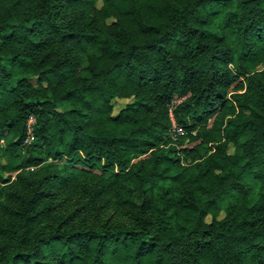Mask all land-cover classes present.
I'll list each match as a JSON object with an SVG mask.
<instances>
[{
    "label": "trees",
    "instance_id": "1",
    "mask_svg": "<svg viewBox=\"0 0 264 264\" xmlns=\"http://www.w3.org/2000/svg\"><path fill=\"white\" fill-rule=\"evenodd\" d=\"M9 1L0 0L5 7L0 16V128L17 137L8 142L14 151L19 144L25 151L13 167L38 165L52 156L59 167L55 178L63 180L65 172L76 177L97 173L107 186L137 178L146 195L152 187L166 192L163 203L154 204L162 214L157 229L148 228L143 217L137 225L32 232L0 225V234L16 239L13 250L0 254V264H264V186L259 185L264 179V68H256L264 58V0L156 2L150 6L152 18L127 0H102L105 8L116 5L129 15L134 28L120 23L111 28L100 17L104 26L88 34L58 19L60 0H39L36 10L25 14L17 6L26 1ZM97 1L85 0L90 6ZM54 40L98 47L109 63L91 64L81 83H68L58 97L40 96L30 90L32 78L56 85L66 78L36 58ZM8 42L17 47L5 49ZM119 89L137 95L111 119L119 129L86 127L92 99L110 108ZM175 94L184 98L174 117L189 134L196 130L201 137L198 151L204 154L210 142L222 139L237 145L233 154L217 145V186L203 185L205 192L196 200L179 196L187 210L180 214L169 212L177 204L163 185L177 178L168 172L180 158L171 155L174 147L156 149L169 139L171 123L158 117L146 124L137 116L141 106L167 108ZM70 97L76 105L60 110ZM31 114L34 135L24 144ZM222 201L227 214L208 221L210 208Z\"/></svg>",
    "mask_w": 264,
    "mask_h": 264
},
{
    "label": "rangeland",
    "instance_id": "2",
    "mask_svg": "<svg viewBox=\"0 0 264 264\" xmlns=\"http://www.w3.org/2000/svg\"><path fill=\"white\" fill-rule=\"evenodd\" d=\"M3 1L8 3L9 0ZM25 1L24 5L17 6L20 13L25 14L36 10L39 0ZM127 1L131 6L139 8L142 16L146 18L153 17L150 6L156 2H161L164 5H178L182 2V0ZM58 8L59 20L65 21L75 30H80L85 34L97 32L104 25L115 28L118 23L130 29L134 28L129 15L124 14L116 5L105 8L102 0H98L92 6L86 4L85 0H60ZM4 11L5 7H0V16L5 15ZM100 17L104 25L100 24ZM41 36L45 39L47 34ZM5 46V49L17 47L15 43L9 42ZM36 58L44 59V67H53L62 75H66V78L63 76L57 85L51 84L47 80L32 78L30 90L43 97H58L66 91L68 83L80 84L82 77L89 74L91 64H97L96 66L100 67L109 63L108 57L98 47L87 45L81 48L73 41L54 40L41 54H36ZM256 68L258 70L264 68V58L260 60ZM136 98L137 95L132 90L119 89L118 95L111 101L110 108H102L96 98H93L87 106L88 117L85 126L96 131L118 130L120 124L111 119L117 116L127 104L133 103ZM168 102L167 108L160 104H155L153 108L149 109L146 106H141L137 110V116L143 118L146 124H151L158 117L162 121L169 119L171 123ZM75 105L73 98L70 97L68 103H60L59 109L64 110ZM7 132L8 129L0 128V165H2L0 172L4 176L0 180L1 226L32 232L71 226L137 225L141 221V217L145 219L148 228L157 229L162 223V214L154 207V204L163 203L165 188L163 191H159L152 187L147 191L150 195H146L143 191L145 184L137 178H129L115 185L107 186L105 180L97 173L76 177L73 173L65 172V178L62 180L53 176L54 173L59 172V167L55 165L57 159L52 156H49L41 164L16 169L13 165L22 160L25 151L21 144L17 148L14 146L15 151L12 146H9V139L14 136L12 133L6 136ZM195 135L196 130L192 134L187 132L184 135H170L169 132V139L156 148L159 150V148L165 147L170 150L174 147L176 151H173L171 155L180 158L173 166L169 167L168 172L171 175H177V178L173 181L163 180V185L170 189V193H167L166 196H172L177 204H173L169 208V212L178 209L179 214L186 213V208L178 202L179 196L196 200L198 193L205 192L203 185L217 186L216 175L220 172L214 165L215 159L219 157L217 145L222 146L227 154H233L237 150L235 142L222 139L210 142V149L203 154L197 150L202 145L201 137ZM24 144L26 143L24 142ZM12 150L14 152L10 155ZM19 153L20 155H16ZM214 153L215 155H213ZM149 159L154 160V156L149 155ZM259 185L264 186V179L259 181ZM143 198H147V200H143ZM235 208H241L239 200H235ZM227 209L225 201L214 204L209 210L207 220L222 219L227 214ZM15 244L16 239L7 234H0V254L13 250Z\"/></svg>",
    "mask_w": 264,
    "mask_h": 264
},
{
    "label": "built area",
    "instance_id": "3",
    "mask_svg": "<svg viewBox=\"0 0 264 264\" xmlns=\"http://www.w3.org/2000/svg\"><path fill=\"white\" fill-rule=\"evenodd\" d=\"M183 98L184 96H178L177 94H175L168 102L170 106V116H171V126L169 129L170 135L171 134L184 135L187 132L185 127L180 125L174 117V109L177 106V104L183 100ZM35 122H36V117L33 114H31L27 120V137L25 138L24 141L25 143H29L33 139Z\"/></svg>",
    "mask_w": 264,
    "mask_h": 264
}]
</instances>
